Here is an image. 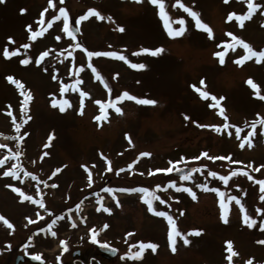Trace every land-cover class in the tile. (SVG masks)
Here are the masks:
<instances>
[{"label": "rangeland", "instance_id": "1", "mask_svg": "<svg viewBox=\"0 0 264 264\" xmlns=\"http://www.w3.org/2000/svg\"><path fill=\"white\" fill-rule=\"evenodd\" d=\"M163 2L172 28L181 27L177 21L184 19L183 35L168 36L159 7L149 0H63L62 4L53 0L55 8L49 7L48 0H6L0 4V145L5 146L0 147V160L4 161L0 165V217L12 225L9 228L0 220V264H15L18 254L39 255L44 264H82L90 257L102 264H229L225 243L229 240L237 253L231 264H246L249 259L252 264H264V245L257 243L264 239V231L259 228L264 211L256 212L257 208L264 209V201L259 199L264 193L255 182L264 179V167L253 171L264 165V128L257 125L254 135L248 137L251 147L244 141L251 131L245 124L264 118V101L253 95L254 90L246 83L251 78L264 95V61L256 63L253 58L242 65L234 63L245 52L227 35L231 32L254 50H264V7L241 28L235 17L231 21L227 17L232 12L245 15L246 0ZM252 2L264 5V0ZM181 5L199 14L202 23L212 29V38L195 27ZM60 7L67 11L69 25L78 28L77 38L63 32L62 17L47 27L51 17L59 15ZM20 8L27 12L21 15ZM45 8L44 24H39ZM89 9L99 11L105 19L92 16L76 23ZM26 25H32L33 31L43 28V34L29 39ZM117 25L125 31H117ZM8 36L14 44L8 43ZM24 43L30 48H21L19 56L3 57L5 45L12 51ZM77 43L82 47L76 48ZM157 47L164 52L156 57L140 51ZM84 49L116 51L146 68L133 69L129 63L111 57L89 58ZM43 51L49 55L36 65ZM217 51L226 53L223 65L214 56ZM25 53L31 58L26 66L19 63ZM97 73L102 80L96 79ZM8 75L21 80L25 90L31 91L27 112L21 110L23 97L6 80ZM202 79L204 85L200 84ZM192 85L225 99L219 107H209L215 101L201 98ZM125 91L138 98L154 99L156 104L140 105L126 97L117 100ZM63 100L71 105L64 112L52 106L53 101L59 104ZM97 100L101 104L95 103ZM109 100H115L113 107H107ZM186 115L190 119L186 120ZM97 116L102 118L97 120ZM16 124L21 125L19 132ZM232 125L242 129L240 139ZM52 134L54 138L49 140ZM20 136L22 140L17 139ZM241 141L243 148L239 146ZM143 152L151 155L141 156ZM169 161L180 162L172 165L174 169H198L187 180L175 176V170L155 171L169 167ZM13 168L20 169L18 178L3 175ZM57 168L60 171L53 175ZM210 172L217 175L213 177ZM245 172L253 179L249 180ZM221 176H229L226 184ZM201 184L206 189L197 187ZM17 187L33 201H42L49 211L23 200L14 191ZM123 188L148 189L159 198L152 200L154 211H148L144 193L120 191ZM184 188H191L196 199ZM212 189L224 193L228 223L221 219L222 197ZM229 196L236 199L229 200ZM241 204L257 220L251 229L242 223ZM156 211L171 215L182 234L202 229L201 236H188V245L181 236L175 237L173 252L168 240L170 226L166 218L155 215ZM53 220L56 223L49 228ZM93 229L100 243L118 251L117 257L102 256L98 244L90 241ZM137 242H152L158 247L155 252L145 249L140 259L125 256L121 260L130 245H136L133 252L139 250ZM76 251L80 255H74Z\"/></svg>", "mask_w": 264, "mask_h": 264}, {"label": "snow or ice", "instance_id": "2", "mask_svg": "<svg viewBox=\"0 0 264 264\" xmlns=\"http://www.w3.org/2000/svg\"><path fill=\"white\" fill-rule=\"evenodd\" d=\"M61 4L63 3V0H60ZM137 3H140L142 2V0H136ZM149 2L153 5H157L159 7V15L161 17V19L164 21V28L166 29L167 31V34L169 37H179L181 35H183L185 29H184V24H185V21L183 18L179 19L177 21V23L181 26L179 28H172L169 24V17L168 15L166 14L165 12V6H164V2L163 0H149ZM225 3H228V0H224ZM3 3H6V0H0V4H3ZM246 4H247V13L245 15H237L235 12H232L228 15L227 19L229 21H231L233 19V17L236 18L237 21H239V26L242 28L244 26V22L248 19H250L253 15V13L257 10V9H260L262 7H264V5H261L259 3H253L252 0H246ZM48 5L49 7H52V8H55L56 5L53 4V0H48ZM181 7L184 8V11L188 13L189 16H191L193 18V20L195 21V27L198 28V29H202L203 31H205L208 35L209 38H212L213 36V32H212V29L205 23H202V21L199 19V14L196 12V11H193L192 8H189V7H184V5H181ZM48 9L45 8L44 11L40 14V19H39V24H44V12H47ZM59 15H53L51 17V19L48 21L47 23V27H51L52 26V22L53 21H56V20H60L61 17L63 18V32L64 33H67V35L69 37H72L73 39L75 38L74 37V32L72 29H70V26H69V16H68V13L67 11L65 10L64 7H60L59 8ZM19 12L21 15L25 14L27 12V9L26 8H20L19 9ZM96 17L97 19H100V20H103L105 19L104 16L101 15V13L99 11H96L95 9H89L88 12L85 14V15H82L79 17V20L76 21V23H79V21H82V20H86L88 19L89 17ZM108 19L112 22V23H115L114 20H112L111 17H108ZM26 30L30 33V37L29 39H35L36 37L40 36L43 34V31L44 29L41 28L39 31H33L32 29V25H26ZM116 30L123 33L125 31V28L121 25H117L116 27ZM228 36L232 37V39L234 41H236V44L242 46V48L244 49V52L245 54L240 56L238 59H236L234 61V63H236L237 65H242L245 61H248V60H252L253 58H255V61L256 63H260L262 61H264V50H259V51H256L254 50L248 43H246L244 40L242 39H239L237 38L236 36L233 35V33L229 32L227 33ZM57 40L60 39L59 36L56 37ZM7 41L9 44H14L15 41L14 39L11 37V36H8L7 37ZM76 48H81L82 45L77 43L74 45ZM217 47H221L220 44L217 45ZM227 47H232L233 50L234 49V46L233 45H227ZM21 48L24 49V50H27L30 48V44L28 43H24L22 44L19 48H16L12 51L9 50L8 46L5 45L3 47V50H2V55L5 59H10L12 57H17L20 55V51H21ZM84 51L86 52L87 56L89 58L91 57H111V58H116V59H119V60H122V61H125L126 63H129L130 64V67L133 68V69H145L146 68V65L143 64V63H131L130 61L127 60V58L116 52V51H88L87 49H84ZM141 52L143 53H148L150 54L151 56L153 57H156V56H159L161 53L164 52V49L162 47H157L155 49H149V48H143L140 50ZM138 53H133V55H137ZM225 51H217L214 53V56L218 57L219 58V63L221 65L224 64L225 60ZM49 55V52L48 51H43L39 54V57L35 60V64L36 65H40L41 61L47 57ZM69 55H71V53H69ZM30 57L27 56V54L25 53V58L23 59H20L19 60V63L21 65H29L30 63ZM89 68H91L92 72L93 73H96V68L92 66L91 63H89L88 65ZM45 71H48L47 69H45ZM52 79L55 80L56 79V76H52ZM96 79L98 80H102V78L100 77V75L97 73L96 75ZM6 80L11 84V85H14L15 88L19 91V95L21 97H23V101H22V104H21V110L23 112H27L28 111V105H29V101L32 99V93L30 90H25V85L24 83L21 82V80L19 79H16L14 78V76L12 75H8L6 77ZM103 82V81H102ZM79 83V81H78ZM246 83L251 87V89H253V95L257 96L260 100L264 101V95H261L260 94V90H259V85L254 83L253 80L251 78L247 79ZM200 84L201 85H204L205 84V81L202 79L200 81ZM192 87L194 88V90L196 92L199 93L200 97L201 98H204V99H208L209 97H211V100L215 101V104H211L209 105V107H219L220 106V102L223 101L225 99V97L221 96L219 97V99H217L216 96L214 95H211L209 92L207 91H201V89L199 87H197L196 85H192ZM105 88H107V85L105 84ZM61 93H63L64 91V87L62 86L61 89H60ZM109 91H111L109 89ZM81 95L82 96H87L88 93L86 92H81ZM123 97H126L128 100H131V101H135L137 104H140V105H155L156 104V101L154 99H146V98H138L136 96H133V95H130L127 91H125L123 94H122V97H117L116 99L117 100H120L122 99ZM95 103L97 104H101V101L97 100L95 101ZM52 106L53 107H59V111L60 112H64L66 107H70L71 105L69 104V101L68 100H63L62 102H60L59 104H57L56 101H53L52 102ZM103 107V105H102ZM115 111L117 113H122V110L120 107H115ZM223 108H220V112H221V115H223ZM9 115H11V113H9ZM257 116H259V114H257ZM102 117L101 116H97L96 119L99 120L101 119ZM186 120L187 119H190V117H188L187 115L184 117ZM31 119V116H28L27 117V120H30ZM225 120H227V117L225 116ZM15 122V121H14ZM27 121H24V123H26ZM257 125H260L262 128H264V118H259L257 120H254L250 125L249 124H245V127L246 128H249L251 129V131H249L247 133V135L244 137V141H248V146L251 147V141L248 140V137L250 136H253L254 135V130L257 128ZM201 127H205L204 125H200ZM20 127L21 125L20 124H16V130L17 132L20 131ZM225 127H229V125H225ZM232 127H235L236 128V137L237 139H240V133L242 131L241 128L239 127H236L235 125H232ZM217 131H220L219 128L216 129ZM264 134V133H262ZM26 135V133H25ZM54 138V134L50 135L49 136V140H52ZM17 139H23V136H20V137H17ZM129 143H131V138L129 137ZM239 146L241 148H243L245 145H244V142L241 141V143L239 144ZM0 147H5L3 145H0ZM47 147V145H46ZM14 157H18L19 153H15L13 154ZM141 156H150L151 154L150 153H147V152H143V153H140ZM202 155H205L207 156V153H203ZM193 159H199V157H194ZM209 159H217V157H209ZM219 159H228V157H220ZM4 163L3 160H0V165H2ZM180 162L179 161H176V162H172V161H169V167L165 168V169H156L155 171L157 172H165V173H171L173 172L174 170L178 173H180V179L181 180H187L191 177V172H186L184 169H181V168H175L172 166L173 164H179ZM235 163V161H234ZM129 167H131V165H129ZM264 167V165H260L259 167L253 169V171H259L260 168ZM20 171L19 168H13L11 171H5L3 173V175L5 176H12L14 178H18V172ZM60 169L57 168L55 170V172H53V175H55L56 172H59ZM122 171V170H121ZM193 172L197 171V169L193 168L192 169ZM244 175H247L248 176V179L249 180H252L253 177L248 175V173H243ZM25 175H31L30 173H25ZM209 175L215 177L217 175L216 172H210ZM220 180H222L225 184L228 182L229 180V176H221L220 177ZM257 184H259L260 186V192L261 193H264V179H259V180H256L255 181ZM53 187H56L55 184L52 185ZM172 186L175 187V182L173 181L172 182ZM157 187H159V185H157ZM197 187H200V188H205L206 189V185H197ZM177 191H180L181 189L180 188H177L176 189ZM185 192H187L189 195L192 196L193 199H196V194L192 191L191 188H184L183 189ZM14 191L18 192L20 194V197L23 199V200H27V201H32L33 203H37L39 204L40 208L44 209L45 212H48L49 210L47 208H45L44 206V203L40 200H36V201H33V198L31 196H28V195H25L24 192L21 191L20 188H15ZM108 191H112L111 189H108ZM120 191H124V192H136V191H139L141 193H144V202L148 205V211L152 212L154 211L153 209V206H152V200L153 199H159L158 197H155L153 196L151 193H149L148 189L146 188H140V189H136V188H123V189H120ZM212 191H216L218 192V194L222 197V199L220 200V208L222 209V212H221V219L224 221V223H228V216H227V213H228V207L227 205L225 204L224 202V199H223V196H224V193L223 192H220L219 189H212ZM229 200H233V199H236V197H232V196H229L228 197ZM259 199L261 201H264V194L260 195ZM163 202V201H162ZM237 204L240 203L239 200H236ZM105 211H109L108 209H105ZM240 211L241 213H243V216H242V223L244 225H246L248 228H253L255 225H257V220L254 219L252 216L248 215L244 206L241 204L240 205ZM261 211H264V209H260V208H257L256 209V212L257 213H260ZM38 218H41L40 217V214L37 213L36 214ZM155 215L159 216V217H164L166 218L167 222H168V225L170 226V230H169V233H168V240L170 242V245H173L172 247V251L175 252L176 251V248L174 247V244H175V237L177 236H181L182 239H183V243L185 245H188L191 243V241L189 240L188 236H196V237H200L201 234H202V229H194L192 230L191 232H189L188 234H182L181 232L178 231L177 229V226L173 220V217L171 215H168L167 212L165 211H156L155 212ZM0 220H3L5 224H7V226L9 228L12 227L11 224L8 223V221L6 219H4L3 217H0ZM29 223H33L32 220L29 219ZM56 223L55 220H53L51 222V225H49V228L54 225ZM105 228H107V225H104ZM259 228L261 231H264V220H261V222L259 223ZM43 231V229H41ZM92 232V235L90 237V241L91 243L93 244H99V246L101 248H107L109 251H112V252H115L116 249L114 248H109V246L105 243H100V241L97 240V233L96 231L93 229V230H90ZM52 235L55 236L56 233L55 232H52ZM128 236H131L133 235L132 233H128L127 234ZM138 243V247H139V250L136 251V252H133L132 251V248L136 247V245H130L129 246V251L127 253H125L124 256H121L120 259L121 260H124L125 259V256H127L129 259H140L142 258V253L144 252L145 249H151L152 252H155L158 245L155 244V243H152V242H137ZM226 245H227V249L226 251L228 252V255L226 256V259L227 261L229 262V264H231L232 262V259L234 256L237 255V253L235 251H233V248H232V241H225ZM258 244H261V245H264V239H261V240H258L257 241ZM61 244H65L64 241H61ZM65 251H67V247L65 246ZM32 259L33 260H40L41 257L39 255H35V256H32ZM94 259V258H93ZM246 264H252V260L249 259Z\"/></svg>", "mask_w": 264, "mask_h": 264}, {"label": "water", "instance_id": "3", "mask_svg": "<svg viewBox=\"0 0 264 264\" xmlns=\"http://www.w3.org/2000/svg\"><path fill=\"white\" fill-rule=\"evenodd\" d=\"M69 26H70V29H72L73 32H74V37L77 38L79 36V30H78V28L76 26H74V25H71V24ZM114 104H115V100H109V102L107 103V107H113ZM193 168L198 169L197 167H182L181 169H184L186 172H191V174H192V173H194L192 171ZM174 175L180 177V173H178L176 171H174ZM109 248H112V247L109 246ZM97 249L99 250V252H101L103 254V256L105 258H115L118 255V251L117 250L115 252H112V251H109L107 248H101L99 246V244L97 245ZM79 254H80V251H76L74 253V255H79ZM21 258H22L21 256H18L17 259H16V262L18 263V261ZM29 260L31 262H33V263L44 264V261L43 260H41V259L40 260H33L32 259V256L29 257Z\"/></svg>", "mask_w": 264, "mask_h": 264}, {"label": "flooded vegetation", "instance_id": "4", "mask_svg": "<svg viewBox=\"0 0 264 264\" xmlns=\"http://www.w3.org/2000/svg\"><path fill=\"white\" fill-rule=\"evenodd\" d=\"M22 248L20 247V251H22L21 250ZM18 256H21V255H19L18 254ZM30 256H35L34 254H24L23 256H21L22 258L18 261V263L15 261V264H39V263H33V262H31L30 260H29V257Z\"/></svg>", "mask_w": 264, "mask_h": 264}, {"label": "built area", "instance_id": "5", "mask_svg": "<svg viewBox=\"0 0 264 264\" xmlns=\"http://www.w3.org/2000/svg\"><path fill=\"white\" fill-rule=\"evenodd\" d=\"M95 260L94 259H90L88 263H82V264H94ZM77 262H75L74 264H76Z\"/></svg>", "mask_w": 264, "mask_h": 264}]
</instances>
